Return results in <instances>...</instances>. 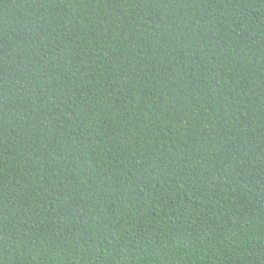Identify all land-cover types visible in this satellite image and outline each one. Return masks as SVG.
Masks as SVG:
<instances>
[{
	"label": "trees",
	"instance_id": "16d2710c",
	"mask_svg": "<svg viewBox=\"0 0 264 264\" xmlns=\"http://www.w3.org/2000/svg\"><path fill=\"white\" fill-rule=\"evenodd\" d=\"M0 264H264V0H0Z\"/></svg>",
	"mask_w": 264,
	"mask_h": 264
}]
</instances>
